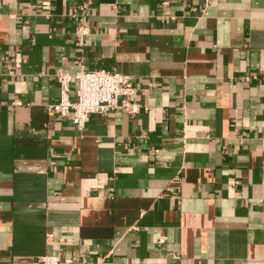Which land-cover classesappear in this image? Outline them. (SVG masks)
I'll list each match as a JSON object with an SVG mask.
<instances>
[{
	"label": "crops",
	"instance_id": "crops-1",
	"mask_svg": "<svg viewBox=\"0 0 264 264\" xmlns=\"http://www.w3.org/2000/svg\"><path fill=\"white\" fill-rule=\"evenodd\" d=\"M99 67L138 112L49 109ZM48 253L264 264V0H0V264Z\"/></svg>",
	"mask_w": 264,
	"mask_h": 264
},
{
	"label": "built area",
	"instance_id": "built-area-1",
	"mask_svg": "<svg viewBox=\"0 0 264 264\" xmlns=\"http://www.w3.org/2000/svg\"><path fill=\"white\" fill-rule=\"evenodd\" d=\"M78 24L75 29L77 44H82L89 27L86 22L85 5L76 11ZM61 93L58 101L49 105L52 112L71 116L79 129H83L91 114L106 113L124 109L129 113L140 110L135 101L137 88L131 77L115 68H82L74 75L65 72L57 74ZM74 92L75 99L71 93ZM42 264H60L59 253H48L40 257Z\"/></svg>",
	"mask_w": 264,
	"mask_h": 264
}]
</instances>
